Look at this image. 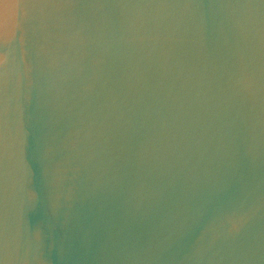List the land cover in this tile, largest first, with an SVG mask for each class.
<instances>
[{"label":"water","instance_id":"obj_1","mask_svg":"<svg viewBox=\"0 0 264 264\" xmlns=\"http://www.w3.org/2000/svg\"><path fill=\"white\" fill-rule=\"evenodd\" d=\"M0 264H264V0H0Z\"/></svg>","mask_w":264,"mask_h":264}]
</instances>
